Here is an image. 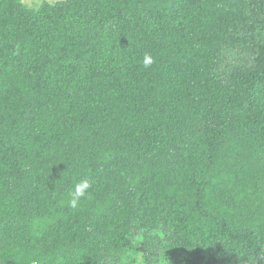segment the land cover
<instances>
[{
	"label": "trees",
	"instance_id": "obj_1",
	"mask_svg": "<svg viewBox=\"0 0 264 264\" xmlns=\"http://www.w3.org/2000/svg\"><path fill=\"white\" fill-rule=\"evenodd\" d=\"M0 264H264V0H0Z\"/></svg>",
	"mask_w": 264,
	"mask_h": 264
},
{
	"label": "clouds",
	"instance_id": "obj_2",
	"mask_svg": "<svg viewBox=\"0 0 264 264\" xmlns=\"http://www.w3.org/2000/svg\"><path fill=\"white\" fill-rule=\"evenodd\" d=\"M153 62V57L150 54H145L143 58L144 67L151 66ZM90 186V182L87 179L75 183L74 189L70 192L71 199L69 204L72 208L77 207L80 199L86 195Z\"/></svg>",
	"mask_w": 264,
	"mask_h": 264
},
{
	"label": "rangeland",
	"instance_id": "obj_3",
	"mask_svg": "<svg viewBox=\"0 0 264 264\" xmlns=\"http://www.w3.org/2000/svg\"><path fill=\"white\" fill-rule=\"evenodd\" d=\"M23 1L30 6H37L43 1L56 2L59 0H23ZM225 57H227L226 63L228 64L230 63V61L236 59L237 55L234 52H228Z\"/></svg>",
	"mask_w": 264,
	"mask_h": 264
}]
</instances>
